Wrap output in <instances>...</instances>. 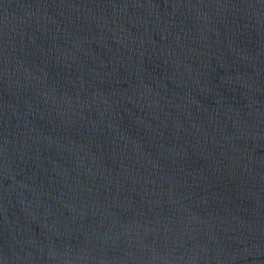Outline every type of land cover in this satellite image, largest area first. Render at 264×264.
<instances>
[{"label": "water", "instance_id": "95a60500", "mask_svg": "<svg viewBox=\"0 0 264 264\" xmlns=\"http://www.w3.org/2000/svg\"><path fill=\"white\" fill-rule=\"evenodd\" d=\"M0 264H264V0H0Z\"/></svg>", "mask_w": 264, "mask_h": 264}]
</instances>
